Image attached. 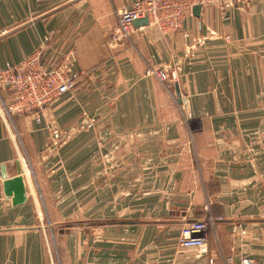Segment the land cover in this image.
I'll use <instances>...</instances> for the list:
<instances>
[{
    "label": "crops",
    "instance_id": "obj_1",
    "mask_svg": "<svg viewBox=\"0 0 264 264\" xmlns=\"http://www.w3.org/2000/svg\"><path fill=\"white\" fill-rule=\"evenodd\" d=\"M133 1L0 0V68L72 52L76 74L67 95L0 115V264H54L39 203L104 223L59 234L68 264H264V0L199 5L174 33L132 25L114 43ZM164 66L175 81L151 74ZM208 215V243L181 247L184 223Z\"/></svg>",
    "mask_w": 264,
    "mask_h": 264
},
{
    "label": "built area",
    "instance_id": "obj_2",
    "mask_svg": "<svg viewBox=\"0 0 264 264\" xmlns=\"http://www.w3.org/2000/svg\"><path fill=\"white\" fill-rule=\"evenodd\" d=\"M234 3L235 0H134L129 6L117 9L116 25L109 31V35L114 43L129 38L133 21L144 17L147 25L155 27L159 33H174L192 16L194 6L214 4L225 12ZM183 35L189 36L187 32ZM72 56L70 52L64 63L55 67H47L34 55L20 64H7L0 68V86L13 92L12 101L1 100L0 115H8L16 110L31 111L67 95L74 87L76 78L70 69ZM178 70V67L164 66L152 68L151 74L161 82L175 81ZM59 136V132L54 131L53 138ZM214 220V217L208 215L202 220L184 223L179 231L178 244L184 248H203L209 241V228ZM227 261L230 262L231 257ZM205 264H214V259L208 257ZM238 264H253V260L241 257Z\"/></svg>",
    "mask_w": 264,
    "mask_h": 264
},
{
    "label": "rangeland",
    "instance_id": "obj_3",
    "mask_svg": "<svg viewBox=\"0 0 264 264\" xmlns=\"http://www.w3.org/2000/svg\"><path fill=\"white\" fill-rule=\"evenodd\" d=\"M53 139H51L49 145H53V144L57 145V141ZM56 205L57 203L54 206L53 205L47 206L39 203V205L36 207V213L34 215L35 221L40 226L39 228H42L48 232L49 235L48 241L52 253V258L54 260V264H68L69 263V254L67 248L68 245L65 243V237H64L61 238L63 240L58 247L57 241L60 236L59 234H63L65 231H72L74 233L75 232L84 233L87 230L92 232L89 238L90 237L95 238L100 236V231H102V229L105 228V226H103L102 228V224L104 223H101V221L91 223L90 221L86 220L83 207H77L79 213L76 216L74 214L72 215V210L76 209L75 207H68V206L64 207L61 204L60 207H57ZM68 208L71 209V213L68 212ZM205 209H208V204L205 205ZM73 216L77 218H74V220H72ZM261 230H263L264 233V226ZM241 231L244 232L243 229H241ZM79 240H85V239L82 237L79 238Z\"/></svg>",
    "mask_w": 264,
    "mask_h": 264
},
{
    "label": "water",
    "instance_id": "obj_4",
    "mask_svg": "<svg viewBox=\"0 0 264 264\" xmlns=\"http://www.w3.org/2000/svg\"><path fill=\"white\" fill-rule=\"evenodd\" d=\"M199 10H200V6L199 5L194 6L193 7V14L194 15H198ZM133 25L134 26L147 25L146 17L134 20L133 21ZM0 168H1L2 177H5L4 171H3V166H1ZM21 171H22V169L18 165V173H20Z\"/></svg>",
    "mask_w": 264,
    "mask_h": 264
}]
</instances>
